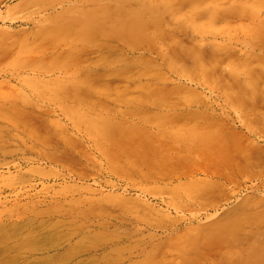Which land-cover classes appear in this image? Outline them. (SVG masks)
I'll use <instances>...</instances> for the list:
<instances>
[{"label": "rangeland", "instance_id": "374dc122", "mask_svg": "<svg viewBox=\"0 0 264 264\" xmlns=\"http://www.w3.org/2000/svg\"><path fill=\"white\" fill-rule=\"evenodd\" d=\"M27 2L15 0L2 6L0 13L21 3L28 6L17 8L20 14L38 8ZM114 5H100L94 21L79 30L69 29L65 43L70 53L80 48L79 54L82 48L92 49L89 38L107 37L115 29L117 44L125 50L150 52L142 63L130 62L123 68L121 81L127 88L109 92L107 80L91 87L77 67L69 71V97L68 87L61 84L21 82L19 76L27 74L10 63L0 75V264H128L129 258L135 264H201L204 253L212 248L214 255L220 245L231 249L234 264H246L236 261L239 257L251 258L247 264H264V186L238 191L239 186L251 185L245 180L252 174L248 172H254L245 158L250 140L241 137L238 164L232 161L228 141L233 120L247 132L263 119L250 111L245 100L250 96L259 105L264 103V0H129L117 3L121 11ZM79 10L75 9L83 12ZM116 10L120 14L113 18ZM21 24L9 19L0 23L4 37L0 45L13 49L9 62L44 50L41 39L37 48L29 49L25 42L12 44L6 38L23 31L26 26ZM76 34L82 36L73 40ZM88 53L85 65L91 63ZM94 60L91 70L118 66L116 58ZM55 64L44 67L55 69ZM172 69L181 73L188 88L171 99L200 105L211 118L217 113L215 119L222 125L202 131V122L195 121L188 128L170 129L155 113L118 111L132 97L155 110L163 107L160 104L170 100L165 93L172 86L167 79ZM191 79L201 86L195 88ZM78 88L117 110L110 112L95 99L77 94ZM46 111L50 114L44 121L34 117L37 112L44 117ZM55 123L75 126L82 145L68 149L69 161L34 163L56 141L51 130ZM118 123L130 133L145 130L151 149H165L164 142L171 137L194 139L186 170L208 167L221 178L213 177L201 189L172 188L167 177L145 178L147 168L169 166L171 161L144 160L142 147L134 149L129 140L115 139ZM87 137L92 143L84 142ZM225 202L221 210L205 212L209 205ZM153 205L167 211H151ZM164 232L170 237L158 238Z\"/></svg>", "mask_w": 264, "mask_h": 264}, {"label": "bare ground", "instance_id": "6f19581e", "mask_svg": "<svg viewBox=\"0 0 264 264\" xmlns=\"http://www.w3.org/2000/svg\"><path fill=\"white\" fill-rule=\"evenodd\" d=\"M13 1L15 0H0V9L2 6H6L8 3H11ZM120 1H124V3L129 2V0H92L91 3H89L88 0H28V2L25 0V3L27 2L29 5L33 4L35 5V7L38 6L36 10H33L27 14L18 13L19 10H21V8H24L23 6H26L24 4L22 6L23 1L21 5L18 4V6L16 5L14 7H8L5 14L4 12L0 13V23L5 22L6 20L9 19L12 23L20 22L26 27L24 29L25 31L24 30L18 31L14 35L6 36V38L10 40L12 44L15 41L25 42L26 47H28L29 49L32 46H35V48H37L40 44L38 42L39 39L42 40V43L45 42V46H44V50L41 53L35 52L32 55L26 54L28 55L26 58H22L19 61L9 62V59L14 55L12 54L13 49L10 50L12 46L8 48V46L4 47L5 45L1 44L0 45V75L5 71L4 69L8 68L9 66L16 67L21 69V72H24V74L25 73L27 74L26 76H19V80L21 82L24 83L26 81H39L41 83L44 82L43 85H47V86L49 85L54 86L56 84H61L68 87L65 94L66 97H69L72 92V90L69 88V85L71 84L69 71H71L72 68L77 67V69L80 70V73L83 76V78L86 79L87 83L91 87H97L101 83L105 82V80H107L109 82V87H108L109 92L119 91L123 88H127L128 85L126 84L122 85V81H121L123 68L127 67V65L130 62L142 63L143 61H145V58H147V54H150V52L147 53L146 51H141V50H138L136 52L135 51L136 49L133 48L132 49L128 48V50H125L124 45L122 47L119 45V43L117 44V42L119 41V39L117 38L119 36L116 37L115 36L116 33H113L115 32L114 31L115 29L113 31L108 32L107 37H103L102 35L96 38H89V40L92 43V49L87 50L82 48L79 54H77V52L80 48L74 50V53L73 52L70 53L65 43V40H67L66 32H68L69 29L79 30L80 28L86 25L84 23L86 22L91 23L92 21H94L98 12L102 8V6L100 5H103L104 3L107 2L110 3L113 2L115 3V5L112 7H114L115 9L118 7L120 8L121 11L122 8L120 7V5H117V3ZM66 5L70 7L65 8ZM90 5H93L94 7L91 8ZM20 6L22 7L20 8ZM17 8L20 9L18 10ZM79 8L80 10H83V12L77 13L75 11V9H79ZM60 9H64V10L59 11ZM68 11H72L71 15L67 14L69 13ZM120 11L118 10L114 11L112 13L114 14L113 18H116V16L120 14ZM159 23L161 22L159 21ZM143 29L145 30V28ZM76 32L78 33V31ZM1 35L2 34H0V38H4ZM76 36H82V35L79 34L72 35V39L75 40ZM32 50L34 51V48ZM88 51H90V55H91L90 64H96L94 58L97 60L98 57H106L108 59L116 58L118 62V66L109 68L107 70H104L103 72L91 70L89 69L90 64L85 65L86 60H88L89 57H86L84 60V56L89 55ZM174 55H175L174 58L178 59V56L180 54L176 53ZM52 61L57 64L56 68L50 70V68L48 67L49 70L45 69L46 67L45 64L47 65ZM57 62L59 64L60 63L62 64L59 65ZM8 63H10V65L7 67ZM169 71H170V75L167 76V79L169 84L172 86L166 90L167 93L165 94L168 96L170 100H167L163 104H160L163 105V107L155 110L154 108H152L154 106L151 105L146 106L142 104L137 97H132L131 100H129L127 107L125 109H121L118 111H121V113L124 115H134V114L150 115L151 113H155L156 118L161 119L165 126L171 127L170 129H172V127L174 128L178 127V129L188 128L195 121L202 122V125L199 128L202 129V131H208L212 127H219L218 125L222 121L220 119L219 120L215 119V116L216 117L218 116V114L215 113L217 109L215 111L212 110L213 113H215V115L214 116L212 115L213 118H211L210 115L208 116L206 115V113L204 114L203 109H201L202 107L200 105L180 103L179 101L171 99L175 93L179 92L181 89H186L188 87L183 83L184 79L182 78L181 73H179L174 69ZM190 83L193 84L195 88H199L201 86L198 82H195L192 79L190 80ZM256 87H257L256 85H252V88H256ZM76 93L79 95H87L89 98L95 99L98 104H103L102 99H100L98 96L93 95L90 92H86L82 88H78ZM245 101L249 106L250 111L252 113L263 115V119L260 122L253 123L251 126L247 127V132L240 130L239 126H237L236 122L233 120L231 123L230 137L228 136L227 137L231 146L230 152L232 154V161L235 164H238L237 150H238V143L241 137H246L247 139L250 140L249 145L247 146V149L245 151V158H246V164L249 165L252 164L250 166L251 169L254 170V172H248L247 175L250 173L252 174H250V176L247 177V179L245 180L246 182H250L251 185H245L243 187L239 186L238 191H243L245 189L247 190L249 188L252 190H261V187L264 186V113L263 112L258 113L257 111L259 109L264 110V103L259 105V103L253 97L250 96L246 98ZM103 105L110 112L117 110L116 108H112L109 105L106 104ZM38 113L39 112L35 113L34 117L41 119V121H44V118H47L48 114H50L47 111L43 112L42 115L44 117H42ZM57 121H60L61 123V119H58ZM227 125H229V123H227ZM114 129L120 130V131H115L116 134L115 139H118V141L127 139L130 141L131 147L136 146L138 148L142 147L144 149L145 151L144 160L153 161V159H162L163 157L164 158L167 157L168 159H170L171 164H169V166L168 165L164 166L163 164L158 167L156 166L153 168H147L149 169V172L144 173L146 175L145 178L146 177L149 178L151 175L157 176L158 177L157 179H159V177L160 179H164L165 177H167L171 181L170 183L173 184L172 188L179 189L181 187L186 188V186H193L196 189L197 188L201 189L203 185L207 183L210 179L219 176L218 173L215 172V170L210 168L208 169V167L200 168V169L199 168L188 169L190 171L186 170L188 165L186 163L188 159H190V157H192L193 155L191 153V149H193L192 142H195L193 141L194 139H192L191 142V140L189 141L187 140L186 138L187 136L186 137L182 136L181 139L179 137H171L172 139H169L170 137H168L169 139L168 142L167 141L164 142L165 149L161 148V150H157L158 148L157 149L150 148V145L146 140L147 132L144 134L145 130H143L144 132L142 131L133 132L131 128H128V130L132 131L130 133L126 131L127 128L125 129L122 123L116 124L114 126ZM199 129L197 130L199 131ZM51 130L54 137H56L55 139L56 141L50 145L49 151L45 153V157L43 156L44 158H42V160H38L35 158L36 160H33L34 163H42L43 159L45 160L44 161L45 163H50V164L58 162L59 159L69 161L71 157L66 155L68 154V149L72 148L74 145H77V147L78 145H82L81 142H77L78 141L77 136L82 135L80 133L81 131L79 132L78 130H76L75 126L70 127V125L66 123L63 124L55 123V125L53 126V128H51ZM217 134L219 135V133ZM201 136H198V138ZM148 137L149 139L152 138V141L155 140L153 138L155 137L154 134L153 137L152 136H148ZM155 138H157V135ZM195 139H197L196 136ZM219 140L220 139H218L217 144H219ZM89 141L91 142V139L88 137L84 140V142H89ZM160 142L161 141L159 140L158 145H160ZM164 143L161 145H164ZM199 143L200 142H198V144ZM153 146L154 144H151V147ZM144 151L141 150L142 155ZM213 152L214 151L210 153ZM19 166L22 167L21 165ZM157 170L161 171L162 173L160 172L159 174ZM156 172H158V174H156ZM218 178L221 177L219 176ZM152 179H155V177ZM170 205H172L171 202L168 203L167 207H169ZM226 205L227 202L223 204L209 205V207H207L205 212L207 213V211L209 210L219 211L221 210L222 206H226ZM177 208L179 209V207ZM149 209H151V211H154L156 213L157 212L159 213L160 211H167V209H157L155 205L149 207ZM223 210H225V208ZM164 233L165 235H160L158 236V238L170 237V233L167 232ZM216 248L217 250L214 251V255L213 253H210L212 248L209 249L210 251H206V253H204L205 258L201 262V264H234L235 263L234 258L231 256V249L228 246L220 245ZM138 257L139 256L136 255L137 259ZM133 259L134 258H129L128 264H135L137 262V261H133ZM244 260L247 264L251 260V258L245 259L244 257H239L238 260L236 261L241 263Z\"/></svg>", "mask_w": 264, "mask_h": 264}]
</instances>
